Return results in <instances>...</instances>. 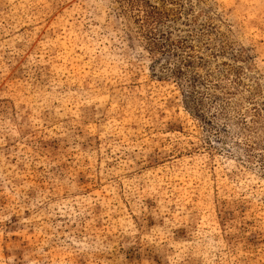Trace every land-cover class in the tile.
<instances>
[{"label": "rangeland", "instance_id": "obj_1", "mask_svg": "<svg viewBox=\"0 0 264 264\" xmlns=\"http://www.w3.org/2000/svg\"><path fill=\"white\" fill-rule=\"evenodd\" d=\"M0 264H264V0H0Z\"/></svg>", "mask_w": 264, "mask_h": 264}]
</instances>
